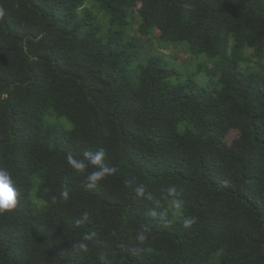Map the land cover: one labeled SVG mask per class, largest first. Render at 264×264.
I'll return each instance as SVG.
<instances>
[{
	"label": "trees",
	"instance_id": "16d2710c",
	"mask_svg": "<svg viewBox=\"0 0 264 264\" xmlns=\"http://www.w3.org/2000/svg\"><path fill=\"white\" fill-rule=\"evenodd\" d=\"M0 264H264V0H0Z\"/></svg>",
	"mask_w": 264,
	"mask_h": 264
},
{
	"label": "rangeland",
	"instance_id": "374dc122",
	"mask_svg": "<svg viewBox=\"0 0 264 264\" xmlns=\"http://www.w3.org/2000/svg\"><path fill=\"white\" fill-rule=\"evenodd\" d=\"M232 136H235V134H232Z\"/></svg>",
	"mask_w": 264,
	"mask_h": 264
}]
</instances>
